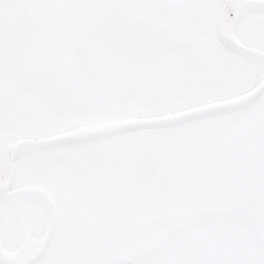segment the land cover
Returning <instances> with one entry per match:
<instances>
[{
  "label": "snow or ice",
  "instance_id": "1",
  "mask_svg": "<svg viewBox=\"0 0 264 264\" xmlns=\"http://www.w3.org/2000/svg\"><path fill=\"white\" fill-rule=\"evenodd\" d=\"M0 264H264V0H0Z\"/></svg>",
  "mask_w": 264,
  "mask_h": 264
}]
</instances>
